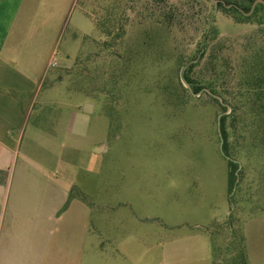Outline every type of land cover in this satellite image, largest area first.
I'll use <instances>...</instances> for the list:
<instances>
[{"label": "rangeland", "instance_id": "rangeland-1", "mask_svg": "<svg viewBox=\"0 0 264 264\" xmlns=\"http://www.w3.org/2000/svg\"><path fill=\"white\" fill-rule=\"evenodd\" d=\"M209 1L167 0L177 9L168 23L158 16L161 2L74 1L53 50L54 67L29 99L20 149L27 146L33 159L30 185L44 182L37 174L41 159L92 204L87 231L79 224L66 264H264V105L252 108L237 97L235 79L240 58L264 46V30L233 22ZM97 6L108 12V36L95 27ZM212 11L216 72L207 69L210 45L193 76L214 79L226 112L183 78ZM78 13L92 26L76 28ZM54 111L62 127L56 149L77 159L75 168L49 158L54 148L44 133L52 126L43 117ZM74 112L82 120L70 136ZM229 160L238 163L232 184ZM13 195L7 206L0 198V246L4 234L12 241L8 263L54 264V255L46 263L30 247L40 235L51 244L56 220L43 214L35 193L24 194L11 214Z\"/></svg>", "mask_w": 264, "mask_h": 264}, {"label": "crops", "instance_id": "crops-1", "mask_svg": "<svg viewBox=\"0 0 264 264\" xmlns=\"http://www.w3.org/2000/svg\"><path fill=\"white\" fill-rule=\"evenodd\" d=\"M74 1L0 0V198L7 206L10 191L14 194L10 204V208H13L10 212L14 214L24 194H38L43 214L54 218L59 228L54 233L51 244L48 243L50 239L46 235H40L36 236L30 249L34 256L38 250L45 258L54 255V264H60L62 260L64 264L71 262V253L74 252L72 244L76 242L75 231L80 225L87 231L88 206L92 204L79 197H70L73 190L72 180L60 177L58 173L54 176L45 164L46 161L41 159L37 160L40 168L37 174L44 182L30 185L28 173L33 159L27 146L22 153L20 149L27 123L25 119L32 108L29 99H34L41 83L54 67L51 65L53 50L64 24L71 19ZM74 24L76 28L84 29L93 23L85 15L78 13L74 17ZM58 79L61 80L60 77ZM25 98H28L26 102L23 101ZM43 119L52 126L50 131L44 133V137L54 148V153L49 158L55 159L58 166L64 163L66 169L75 168L77 159L64 158L63 152H59L58 147L56 149L55 140H58L62 128L60 115H56L54 111L51 116ZM81 120L79 113L72 114L68 125L70 136L76 134ZM71 151L77 154L76 150ZM1 225L2 221L0 228ZM3 236L0 264H9L12 241L10 235ZM51 251L52 254L49 253ZM45 258L42 257L44 262L50 263ZM20 259L22 258H18L17 262L22 264Z\"/></svg>", "mask_w": 264, "mask_h": 264}, {"label": "trees", "instance_id": "trees-1", "mask_svg": "<svg viewBox=\"0 0 264 264\" xmlns=\"http://www.w3.org/2000/svg\"><path fill=\"white\" fill-rule=\"evenodd\" d=\"M153 2H161L163 5L162 12H158V16L165 22H171L175 18L176 8L172 7L171 4H168L167 0H152ZM256 0H223L218 1V13L222 15H226L227 18H231L233 22L242 24V23H251L256 25L261 31L264 30V4L257 3L253 9L252 4ZM264 1V0H262ZM209 3V0H206ZM159 4V3H158ZM96 15H94V23L97 30L100 31L101 34H105L108 36V33L105 29L108 21V12L104 10L103 6H97L94 8ZM190 11L186 10L185 14H188ZM212 15L210 17H206V24L204 30L201 34L200 47L198 49V55L192 56L188 61L189 63L183 69V78L185 82L190 86L193 93L197 94L198 92L203 90V94H205L209 99L215 102L217 105V98L215 94L218 92L214 87V79H208L201 83L200 80L194 78L193 74L196 72V68L201 65L202 60L206 55V51L208 47L211 45V50L208 56V63L210 74L216 72L214 69V60L216 59V50L218 48V42L215 43L217 37V29L214 25V17ZM90 17V15H87ZM215 43V44H213ZM99 45V44H98ZM100 46V47H99ZM98 48H101L99 45ZM185 63V62H184ZM238 70V74L236 76V92L237 97L245 98L249 100L251 107L257 106L258 109H262L261 106L264 105V46H258L255 50L244 54L236 67ZM220 105V104H219ZM221 106V105H220ZM223 112H226L227 108L222 107ZM228 115V114H227ZM227 115H223L220 118V133L223 143L221 145L223 152L228 156L227 152V142L225 137L224 130V120ZM238 168V163L235 160L228 161V169L230 175V184H232L235 180L234 172ZM75 196L79 197L82 200L89 202L86 197H84L81 193L72 190L70 192V197Z\"/></svg>", "mask_w": 264, "mask_h": 264}, {"label": "water", "instance_id": "water-1", "mask_svg": "<svg viewBox=\"0 0 264 264\" xmlns=\"http://www.w3.org/2000/svg\"><path fill=\"white\" fill-rule=\"evenodd\" d=\"M211 2H212L214 5L217 4V1H216V0H211ZM257 3H262V4H264V1H262V0H256V1L252 4V8H251V10L253 9V7H254ZM221 142H222V141H221Z\"/></svg>", "mask_w": 264, "mask_h": 264}, {"label": "built area", "instance_id": "built-area-1", "mask_svg": "<svg viewBox=\"0 0 264 264\" xmlns=\"http://www.w3.org/2000/svg\"><path fill=\"white\" fill-rule=\"evenodd\" d=\"M52 66H54V64H51Z\"/></svg>", "mask_w": 264, "mask_h": 264}]
</instances>
